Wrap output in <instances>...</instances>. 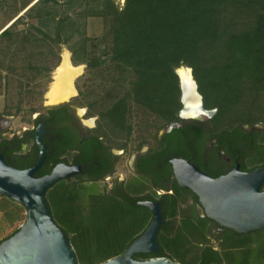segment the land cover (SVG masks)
Wrapping results in <instances>:
<instances>
[{
  "label": "trees",
  "instance_id": "16d2710c",
  "mask_svg": "<svg viewBox=\"0 0 264 264\" xmlns=\"http://www.w3.org/2000/svg\"><path fill=\"white\" fill-rule=\"evenodd\" d=\"M33 1L18 9L10 19L12 22L16 18L14 22L0 32L1 42H15L13 35L16 33H21L22 41L14 51L8 48L0 51V88L4 87L5 98H11L8 115L17 116L25 111L23 113L31 116L37 110L35 103L45 91L29 87V84L37 82L36 86L40 87L43 80L50 81V72L60 62L59 48L55 50V45L68 44L72 63L85 64L77 86L82 104L88 107V116L97 115L99 130H107L117 138L129 139L137 130L139 142L135 150L145 143L153 147L152 141L156 142V155L167 165L168 176L172 175L170 159L189 157L187 132L190 127L174 128L164 138H159L161 130L180 120L181 87L176 73L179 67L192 69L205 107L218 110L214 117L216 126L224 125L230 130L238 122L264 121V0H125L123 6L115 0H63L61 5L67 11L60 17L49 11L37 12L39 5L53 0ZM24 16L39 19L41 25L49 29L54 23L53 33L39 27L41 38L36 40L27 39L23 30L11 31L12 25ZM88 18L102 19V35L86 33ZM79 19L82 21L77 25ZM37 41L44 43L47 49L36 51L41 44ZM13 75L27 78L26 86L22 82L13 83ZM193 134L199 139L201 132L194 128ZM111 143L121 146L116 141ZM261 151L256 154L257 164H264ZM65 180L68 208L61 218L63 229L73 246L88 247L86 243L92 233L81 218L90 206L84 204L75 188L87 189L90 196L95 191L89 190L92 185ZM173 188L177 195L186 191L175 179ZM97 195L98 199L93 196L91 199L109 203L111 212L121 217L110 221L105 233L116 238L127 219L135 222L141 216L143 221L127 240L112 249L102 250L97 257L84 259L81 264H99L122 254L143 233L151 218L147 207L138 206L118 194L97 190ZM170 197L174 200L168 209L163 202L164 196L160 200L163 221L175 222H171V231L160 232V250L152 256L165 255L180 264H233V256L239 252L242 264H249L250 258L256 259V264H264V228L244 234L228 229L224 239L229 248L222 260L217 252L201 248L200 243H209L205 231L192 225L190 218L195 215L177 209L175 195ZM9 203L13 205L11 219L18 218L23 206L0 195V206ZM78 213L80 216L76 219ZM176 218L180 221L177 226ZM218 237L221 238V234ZM92 243L97 250L102 249L98 239ZM134 257L145 260L149 256Z\"/></svg>",
  "mask_w": 264,
  "mask_h": 264
},
{
  "label": "flooded vegetation",
  "instance_id": "af4514ba",
  "mask_svg": "<svg viewBox=\"0 0 264 264\" xmlns=\"http://www.w3.org/2000/svg\"><path fill=\"white\" fill-rule=\"evenodd\" d=\"M74 88L76 94L67 100L56 103H50L48 100L44 101L42 108L31 114L30 123L20 129L12 127V123L16 118L15 115L0 113V155H3L5 161L18 169H28L35 166L39 158L36 130L42 125L44 133L41 139L46 145V159L41 168L35 173L36 177L50 174L58 164L79 165L81 171L66 179H73L82 183L88 182L94 185L102 184L106 192L125 197L127 201L135 202L138 206H143L139 204L142 201H155L160 203L162 209L160 200L164 196L163 202L166 209H168L172 206L174 200L170 196L175 195L178 204L177 209L186 214L195 215L193 219L190 218L191 223L197 230L205 231L206 239L221 234L219 247L205 242L200 243V246L202 249L210 248L212 251L217 252L219 257L224 260V255L229 248L224 239L228 235V229L199 213L198 197L190 189H185V192L176 194L173 188L175 177L172 165V175L168 176L167 165L161 163L156 155V142L152 141L153 147L146 143L143 144L131 156L128 164L131 177H139L143 181L133 190L129 189L127 185L131 177L116 176L115 174L120 166L121 158L128 153L127 145L115 146L104 135L97 132L98 124L96 120L98 118L92 119L88 116L86 108H80L73 101L71 102V99L77 95L75 83ZM182 96L181 90V102ZM188 97L190 98L191 95ZM195 99L192 98L193 101ZM198 103L200 104V102ZM201 105L206 110H214V113L210 116L203 115L201 119H198L194 117L195 111L193 110L191 116L182 119L180 112L183 108V102L179 111V122L183 124L182 126L190 127L187 132L189 157L185 159H188L203 172L214 178L229 173L236 166H239L241 171L249 172L264 165L256 163L257 151L262 150L264 156L263 120L252 124L238 122L234 128L227 130L224 125L216 126L214 117L218 110L216 108H206L203 97ZM194 128L201 132L199 139H195L193 136ZM162 131L159 132V138H164L167 134H161ZM262 190H264V184ZM133 191H138V194H132ZM150 212L151 218L148 224L153 217L151 210ZM179 218H176L175 226L180 222ZM173 221H163L157 234L159 247L155 252L156 254H158L161 245L159 242L160 232L165 231L168 233L171 231V222ZM155 253H138L135 256L139 254L148 255L149 257L145 259H150L154 258L152 254Z\"/></svg>",
  "mask_w": 264,
  "mask_h": 264
},
{
  "label": "water",
  "instance_id": "95a60500",
  "mask_svg": "<svg viewBox=\"0 0 264 264\" xmlns=\"http://www.w3.org/2000/svg\"><path fill=\"white\" fill-rule=\"evenodd\" d=\"M190 70V77L182 80L179 69L183 108L180 117L195 118L210 116L214 110H206L198 93L196 81ZM191 95V99L188 97ZM192 98H196L195 101ZM200 102V104L198 102ZM197 102V103H196ZM183 124L171 122L162 132L169 133ZM43 126L36 130L39 158L35 166L18 169L9 165L0 155V195L19 204L26 210V220L13 235L0 242V264H81L75 248L64 229L55 221L46 192L56 182L81 171L79 165H56L50 174L36 177L46 159V145L42 142ZM174 177L183 189H190L198 197V211L220 226L239 234L264 228V165L252 171H241L236 166L229 173L217 178L211 177L185 158L169 160ZM139 204L149 208L153 217L144 232L135 238L120 255L99 264H180L167 257L136 259L138 253H155L159 247L157 234L163 223L161 205L155 201Z\"/></svg>",
  "mask_w": 264,
  "mask_h": 264
},
{
  "label": "rangeland",
  "instance_id": "374dc122",
  "mask_svg": "<svg viewBox=\"0 0 264 264\" xmlns=\"http://www.w3.org/2000/svg\"><path fill=\"white\" fill-rule=\"evenodd\" d=\"M28 1H30V0H0V32L2 29H6L7 26L11 25V23L14 22V20L16 18H14L12 22L10 19L12 17H14L15 13H17L16 11L18 9H21L23 7V5L25 3H27ZM34 1H36V0H34ZM62 1L63 0H58V1L53 0V1H50L46 5H39L37 12L39 14H42L46 11H49V12L53 13V15H56V17H60L62 14L65 13V11H67L65 9L64 5H61ZM115 1L117 4L121 2V0H115ZM77 3H79V2H77ZM76 9L79 10L80 8H78V6L76 5ZM22 13H24V11L21 12L20 14H22ZM20 14H18V15H20ZM71 14H74V13L72 12ZM75 18H77V17H75ZM48 20L49 19H47L46 21L48 22ZM81 21H82V19H79L76 22V24L79 25ZM17 22H18L17 24L14 23V25H12L11 31L16 32V31L23 30L24 32H26L27 39L36 38V40H38L41 38V35L37 31V29L39 27H43L41 25V23L39 22V19H34V18L24 16L22 19H20ZM85 24H86V26H85L86 27V33L89 36H100V35H102L103 29H104V24H103V21L101 18H88V19H86ZM43 29L48 30L49 28L43 27ZM53 30H54V23H53V25L50 26L49 31L51 33H53ZM20 34L17 35V33H16L15 35H13L14 39L16 40L15 42L11 43V41H9V42L8 41H3V42L0 41V51H2V50L6 51L7 48H8V50L14 51L15 49L19 48V46L22 44ZM75 38H77V37H75ZM38 43H41V42H38ZM38 45L40 48L36 49V51L47 49V46L44 45V43H41ZM58 48H59V55H60V61H61L62 53L66 50L70 52L69 45L68 44H61L60 47H57L55 45V50L56 49L58 50ZM3 53L5 54L6 52H3ZM7 54H8V52H7ZM1 58L2 57L0 56V59ZM70 58H71V52H70ZM20 63L21 62H19V64ZM16 64H18V62H16ZM81 65L83 66V71H82V74H83L85 71V64H81ZM183 67L184 66H181L178 69L183 68ZM55 69H56V67L53 68V70L50 72L51 78H50L49 82L43 80L41 82L42 84H40V87L36 86L37 82H32L29 84V87L35 86L36 88H38L40 90L44 89V91H45L43 97L38 98V100L35 103L37 109L42 108L41 107L42 103L44 101H47L46 93L49 90L51 83L53 82V74H54ZM1 72L3 75H5V73H6L3 69H1ZM82 74L74 80L75 86L77 88V95L71 99V102L73 101V103L75 105L79 106L80 108L83 107V109L86 108L88 110V107L82 104V101H81L82 97L79 95V88L77 86L78 82H80V80H81ZM13 77L15 78V80H12L13 83L17 84L18 82H22L24 84V86H26L27 78H25L23 76L19 77L18 75L17 76L13 75ZM6 95L7 94L4 93V87L0 88V113L8 115L9 113H7V110H9L8 106H10L11 98H5ZM36 96L40 97L38 94H36ZM15 99L16 98L14 96V100ZM25 107H26L25 109L28 108V106H25ZM23 112H25V111H23ZM23 112H21V113L17 114V116H15L16 118H15L14 122L12 123L13 128L20 129L22 126H25V125H27V123H30L31 116L29 114H25ZM10 114H12V113H10ZM90 117L92 119L98 118L97 115H90ZM96 121L98 124V119ZM134 127H137V125ZM97 132H99L100 134H103V132H106V134H103V135L105 136V138L107 140H109L111 142L116 141V143H118V144H123V143L127 144L128 153L123 158H121L120 166H119V168L115 174H116V176L118 175V176H122V177L123 176L131 177L132 175L130 172V166L128 164L130 163L131 156L135 153V146L139 142L137 139V136H138L137 130H136V132L134 131V133L132 134V136L129 139H127L124 136L118 137V138L114 137L111 132H108L107 130L104 131V129L101 131L98 128ZM129 181L130 182L128 183L127 187L129 189L133 190L135 187H137L138 184H141V181H143V179H141L139 177H137V178L131 177ZM66 183L67 182L65 179H61L58 182H56L51 188H49L47 193H46V198L49 202V205L51 206L53 217H54L55 221L61 226H62V222H61L62 219L61 218H64V216L67 212V208H68L67 197L65 196L67 185H68ZM85 184L92 185V186H90L89 190L92 189V191H95V192L92 193L91 196L96 197L97 199H98L97 190L101 193L105 192L102 184L94 185V184L88 183V182H86ZM131 184H133L132 188L130 187ZM75 189L78 191V195H80V197L83 198L84 204L87 207L90 206V208L88 210L85 209L84 217H82L81 219L84 218L83 223L85 224L86 227H89V230H91V233H92L91 237L89 236L88 242L86 243L88 245V247H85V245L83 246V248H79L78 246L77 247L73 246L75 248L79 262H82L84 259H87L89 257H97V255L101 254L102 250H109V249L114 248L115 245H117L118 243L124 242L125 240H127L130 233L137 230V228L141 225L143 218L141 216H138V219L135 222H133L132 219L131 220L127 219L126 223L122 225L123 227H121V231L119 232V235H117L116 238L114 237V235L111 236V234L105 233L104 229H106L107 224L112 220H116V219L119 220V218H121V217H118V215L111 212V206L112 205H109V203H106V202L103 203V202H98L97 200H92L93 197L90 196L89 191H87V189L86 190L85 189L81 190L80 188H75ZM114 202L118 203L117 200H114ZM119 204H121V203H119ZM123 204H125V203H123ZM0 210H1L0 211V240H3L6 237H8L15 229L19 228L21 226V224L24 223V221L26 220V210L24 207H23V209H20L18 211V212H20L19 217L16 219H13V220L11 219V218H13V216L11 217V212L13 210V205L11 203L5 204L3 207L0 206ZM79 216H80V213L75 215V218L77 219V217H79ZM62 228H63V226H62ZM65 228H66V226H65ZM96 239H98L99 242H101V244H102L101 250H97V247L93 246L92 241L96 242ZM219 240H220V238L218 237V235H214L211 239H209V243L214 244L215 247H219L221 244V242ZM233 257H234L233 262H232L233 264H242L243 263V257L241 255V253H239V252L235 253V255ZM250 259L251 260H250L249 264H256V262H257L256 259H254V258H250Z\"/></svg>",
  "mask_w": 264,
  "mask_h": 264
},
{
  "label": "bare ground",
  "instance_id": "6f19581e",
  "mask_svg": "<svg viewBox=\"0 0 264 264\" xmlns=\"http://www.w3.org/2000/svg\"><path fill=\"white\" fill-rule=\"evenodd\" d=\"M82 71L83 66L74 65L70 58V52L67 50L64 51L62 53V59L54 71L53 82L46 93L48 102H60L75 95L74 80L82 74ZM179 73L183 81L190 77V70L180 68Z\"/></svg>",
  "mask_w": 264,
  "mask_h": 264
},
{
  "label": "built area",
  "instance_id": "2783aa9c",
  "mask_svg": "<svg viewBox=\"0 0 264 264\" xmlns=\"http://www.w3.org/2000/svg\"><path fill=\"white\" fill-rule=\"evenodd\" d=\"M124 2H125V0H121V2L118 3V4H119L120 6H123Z\"/></svg>",
  "mask_w": 264,
  "mask_h": 264
}]
</instances>
